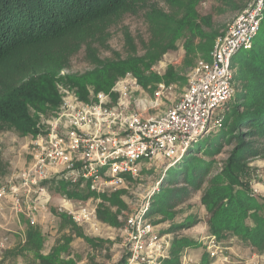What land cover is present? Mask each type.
<instances>
[{
  "label": "rangeland",
  "instance_id": "1",
  "mask_svg": "<svg viewBox=\"0 0 264 264\" xmlns=\"http://www.w3.org/2000/svg\"><path fill=\"white\" fill-rule=\"evenodd\" d=\"M145 1L147 5L156 4L164 11L169 10L163 0ZM234 3L242 5L245 0H234ZM195 10L200 16H211L212 30L224 32L239 9L215 0H201ZM144 12L142 7L134 14H124L109 28V38L99 48L100 58L112 57L114 53L121 58L128 55L125 32L133 39L135 54H144L150 39ZM176 46L151 65L150 71L161 76L158 81L145 86L137 81L141 93L134 92L130 100L140 99L144 103L143 115L146 117L160 114L180 97L196 59L204 58L197 55L185 65L184 50L179 42ZM245 51H238L231 60L234 94L221 122L204 130L175 162L145 165L137 176L127 177L122 185L94 192L83 200L68 198L50 186L49 192L56 199L44 205L45 210L37 213L35 223L31 225L43 233L40 252L51 251L56 244L65 245L70 238L69 249L59 255L60 260L68 262L64 264H74L73 260H79V264H121L125 254L122 229L127 218L133 212H139L163 241V254L167 257L161 264H264V221H259L264 217V110L255 109L264 104L258 100L264 94V77L254 72L249 82L246 70L251 67L237 62ZM254 51L256 65L260 60L264 62V49L256 46ZM84 55L85 48L82 47L71 58L69 71L82 72L90 67ZM159 84L165 89L159 90ZM248 113L256 114L246 117ZM17 137L12 132H0V155L7 165L1 184L11 182L10 176H16L30 161L26 149L29 136ZM66 190L87 193L85 189L69 185ZM229 199H233L230 214L234 216L242 210V225L261 226L263 232L259 240L256 239L257 247L250 241H242L232 231H221L222 237L217 238L209 230L212 215L229 203ZM66 200L72 203L90 200L88 205L94 209L97 221L105 223L98 214L109 212L116 224L110 227L105 223L109 230L99 224L95 232L84 225L79 227L82 236L73 237L78 225L65 217L66 214L58 216L62 214L57 209L62 208L60 204ZM5 214L0 216L3 226L0 237L6 240V247L0 249V264H39L34 251L25 245V229L18 225L22 222L21 216L17 218L8 210ZM8 218L14 221L8 223ZM8 230L10 235H7ZM66 253L73 260L67 259Z\"/></svg>",
  "mask_w": 264,
  "mask_h": 264
},
{
  "label": "built area",
  "instance_id": "2",
  "mask_svg": "<svg viewBox=\"0 0 264 264\" xmlns=\"http://www.w3.org/2000/svg\"><path fill=\"white\" fill-rule=\"evenodd\" d=\"M263 16L264 0H248L214 40L208 59L196 60L180 97L156 116L146 117L144 103L130 100L134 92L141 93L130 73L108 92L90 93L88 101L60 89L54 114L41 122L35 136H29L30 161L11 182L0 185V216L6 213L7 200L8 213L24 216L32 225L51 201L53 183L103 192L137 176L145 165L175 162L204 130L221 122L234 94L231 60L238 51L251 49ZM158 87L165 89L162 84ZM89 201L73 202L74 206L66 200L69 205L57 210L95 232L102 223L95 219ZM122 232L121 264H161L167 257L163 241L139 212L127 218ZM5 247L6 240L0 237V249Z\"/></svg>",
  "mask_w": 264,
  "mask_h": 264
},
{
  "label": "trees",
  "instance_id": "3",
  "mask_svg": "<svg viewBox=\"0 0 264 264\" xmlns=\"http://www.w3.org/2000/svg\"><path fill=\"white\" fill-rule=\"evenodd\" d=\"M163 1L169 10L164 11L156 4L147 5L145 0H0V132H12L18 137L35 136L42 129L41 122L52 116L60 103V89L88 101L90 93L108 92L125 73L134 76L141 86L158 81L161 76L150 71L151 65L164 53L176 49L178 42L184 50L185 65L197 55L208 59L214 40L230 23L224 32H216L212 30L211 16H200L195 10L201 0ZM215 1L239 9L238 13L248 2L236 5L234 0ZM142 7L150 33L144 54H135L133 39L125 32L128 55L121 58L114 53L112 57L100 58L99 48L106 44L109 28L124 14H134ZM256 46L264 49V16L251 49L237 60L241 66L251 67L246 70L249 82L254 72L264 77V62L260 60L261 65H256ZM82 47L90 67L71 72V58ZM258 100L264 102V94ZM255 109L264 110V104ZM255 114L248 113L246 117ZM6 167L0 155V184ZM53 184L56 191L68 198L83 200L92 194L67 191L68 184L61 181ZM232 201L229 199V203L212 215L209 230L217 238L222 237L221 231H232L242 241H250L257 247L256 239L263 232L261 226L242 225V210L234 216L229 213ZM98 215L102 222L116 224L109 212ZM263 218L259 221H264ZM28 238L39 250L36 233L30 231ZM65 249V245L58 246L46 256L35 253V258L39 264L68 263L59 259Z\"/></svg>",
  "mask_w": 264,
  "mask_h": 264
},
{
  "label": "crops",
  "instance_id": "4",
  "mask_svg": "<svg viewBox=\"0 0 264 264\" xmlns=\"http://www.w3.org/2000/svg\"><path fill=\"white\" fill-rule=\"evenodd\" d=\"M17 138H20V137H17ZM20 160V159H19ZM21 161H22V159H21ZM24 163V162H23ZM21 165H22V162H21ZM20 165V166H21ZM15 176H13V175H11L10 176V179H12V178H14ZM8 181V180H7ZM56 199V197L55 198H52V200H55ZM62 200V199H61ZM3 204L5 205V207H6V211L8 210V202H7V200H4L3 201ZM62 205H69V204H66V203H64V204H62ZM6 215V214H5ZM8 216V215H7ZM58 216H60V217H63V216H65L64 214H62V215H58ZM65 217H67V218H69L68 216H65ZM18 218V217H17ZM17 218H15V219H17ZM61 220H62V218H61ZM13 222L14 221V219L13 220H10V218H8V223H10V222ZM19 220L17 219V222H18ZM21 221L22 222H20V223H18V225L21 227V229H22V227H24L23 229H25V245H27L28 247H29V249H31V250H33L34 251V254L35 253H39L40 255H42V256H46V255H48L51 251H53V249L54 248H56V247H58L59 245H54L53 247H51L50 248V250L51 251H45V252H40L41 251V246H42V243H43V233H41V232H39L36 228H34V227H32L31 225H29V222L27 221V219L23 216H21ZM108 226H110L111 227V225H109V224H107ZM105 223H103V225L102 226H105V228L107 229V230H109L108 229V226H107ZM15 226V225H14ZM76 226V225H75ZM86 226H88V225H85V227ZM11 227H13V226H11ZM19 227V228H20ZM79 227H84V225H78V226H76V231H75V233H73L74 235H72L73 237L74 236H77V237H79V233H81V232H79L80 231V228ZM89 227V226H88ZM113 227V226H112ZM9 231V230H8ZM30 231H34V233H36V235L38 236V242H39V244H40V246H39V250H36L35 249V247H34V243H33V241L30 239L29 240V238H28V233L30 232ZM89 231H92L93 232V230H91V228H89ZM10 231L9 232H7V235H10ZM110 234V233H109ZM81 236H82V234H81ZM84 239L86 240V241H88V239L87 238H85L84 237ZM70 240V238L67 240V242H66V244H65V247H66V249H69L68 248V245H69V241ZM90 240V239H89ZM59 244V243H58ZM61 246H63V245H61ZM7 248H9V247H7ZM66 256H67V259H72L73 260V258H72V256H70L68 253H66ZM60 257V256H59ZM71 257V258H70ZM73 262H74V264H79L80 263V261L79 260H73ZM72 261H71V263H73Z\"/></svg>",
  "mask_w": 264,
  "mask_h": 264
}]
</instances>
